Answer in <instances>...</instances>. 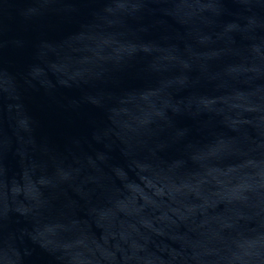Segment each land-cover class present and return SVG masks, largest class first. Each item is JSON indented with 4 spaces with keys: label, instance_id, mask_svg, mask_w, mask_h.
Returning <instances> with one entry per match:
<instances>
[{
    "label": "water",
    "instance_id": "1",
    "mask_svg": "<svg viewBox=\"0 0 264 264\" xmlns=\"http://www.w3.org/2000/svg\"><path fill=\"white\" fill-rule=\"evenodd\" d=\"M0 264H264V0H0Z\"/></svg>",
    "mask_w": 264,
    "mask_h": 264
}]
</instances>
